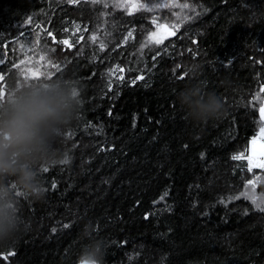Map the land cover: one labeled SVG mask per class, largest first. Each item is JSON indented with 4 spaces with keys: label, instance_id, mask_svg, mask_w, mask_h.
<instances>
[{
    "label": "trees",
    "instance_id": "trees-1",
    "mask_svg": "<svg viewBox=\"0 0 264 264\" xmlns=\"http://www.w3.org/2000/svg\"><path fill=\"white\" fill-rule=\"evenodd\" d=\"M159 2L169 7L0 0V91L46 70L73 82L80 97L56 158L36 166L43 198L17 190L20 228L0 244V264H77L92 240L104 243L103 264H264V212L235 199L257 177L254 192L264 199V170L249 173L247 161L231 159L248 155L264 125V0ZM172 24L177 36L146 46L158 26ZM45 29L73 47L62 51ZM116 66L125 71L111 76ZM196 81L223 98L221 117L195 122L179 104L177 94ZM86 225L93 230L84 238Z\"/></svg>",
    "mask_w": 264,
    "mask_h": 264
},
{
    "label": "clouds",
    "instance_id": "clouds-1",
    "mask_svg": "<svg viewBox=\"0 0 264 264\" xmlns=\"http://www.w3.org/2000/svg\"><path fill=\"white\" fill-rule=\"evenodd\" d=\"M177 101L195 122L219 118L226 111L223 98L205 92L199 81L186 84ZM79 107L77 86L62 78L21 82L0 100V244L12 241L20 228L17 190L35 199L45 195L36 166L56 158L55 141L76 119ZM92 230L86 225L82 236L87 238ZM103 252V241L92 240L81 249L77 264H103Z\"/></svg>",
    "mask_w": 264,
    "mask_h": 264
},
{
    "label": "snow or ice",
    "instance_id": "snow-or-ice-1",
    "mask_svg": "<svg viewBox=\"0 0 264 264\" xmlns=\"http://www.w3.org/2000/svg\"><path fill=\"white\" fill-rule=\"evenodd\" d=\"M68 3H79L80 0H67ZM149 4H154L155 6L158 7H162V8H168L169 5L168 4H164V3H160L159 0H149ZM119 5H117L118 7ZM179 6V5H177ZM183 7L187 8L188 5L184 4ZM132 9L135 11H139L141 9L143 10H147V11H152L151 7H146V6H139L137 7V5L133 4L132 5ZM129 15L132 14L131 11L128 12ZM153 24H156V21L153 20L152 22ZM163 27L165 29L164 33L161 35L159 34V29ZM77 30H79V26H77ZM179 26L172 24V25H165V26H158V31L157 32H153L150 33L148 41H147V45L146 46H152V45H163L164 41L169 37V36H177V33L179 32ZM64 31H67V29H65ZM45 32L47 33V35L51 36L52 38V42L55 43H59L60 45L66 46V48H62L61 50H67V49H71L73 47V44L70 43V41L68 39H64V40H56V37L52 35V33L47 32V30L45 29ZM73 35H75V33H73ZM132 33L129 32V36H131ZM93 39H95V37H93ZM77 43H79V40H77ZM104 46L101 45V50H103ZM3 51V48L0 47V52ZM49 51L51 52H55V48L49 49ZM167 50L165 49V52ZM189 51H191L189 49ZM157 55H159V53H157ZM156 59V56H153V60ZM46 57L41 56L39 61H37V65H40L41 61H45ZM21 63H23V61H21ZM5 64V61L3 59V57H0V65ZM48 64L53 67L56 68L57 71H60V65L56 64V63H51L50 61L48 62ZM14 67L19 68V65H14ZM179 67V66H178ZM111 76H116L117 72L123 73L125 71L124 68H121L119 66H116L112 69L109 70ZM127 71H132V69H128ZM175 71V69L173 70ZM3 69H0V82L4 81L5 77L2 74ZM55 73H51V72H47L46 70H38V71H32L29 70L28 73L24 74V80L28 81V80H32V79H36L39 80L41 78H48L50 79L52 77V75H54ZM187 76V73H182L181 75H179L177 77V79L183 80L185 77ZM117 80H123L124 77L121 76H117L116 77ZM140 79H144L143 75H139L136 77V79L132 80L131 83H136V80H140ZM111 86V85H110ZM262 91H264V88H262ZM7 94L4 91H0V100H2L3 98H5ZM259 118L262 122H264V106H261L259 108ZM260 132L262 135H264V127H262L260 129ZM255 139V138H253ZM232 160L234 161H247V165L245 167V171L252 173L254 170H264V146L261 147V151H260V159L259 160H253L252 158H250L249 155H245L243 153L241 154H234L231 157ZM60 163H67V160H63L60 161ZM43 172H47L48 168H43L42 169ZM262 179V177H257V179L254 181L252 179H249L245 182V187L248 188V186H251V191H243L240 193L239 196L235 197V199H240L241 197H243L245 200H249L251 201V204L254 206L255 210H258L260 212H264V199H258L255 195L254 189L256 187L257 182ZM53 188L55 187V184L53 183L51 185ZM24 195L22 192H18L17 196H21ZM167 195V193L164 194V196L160 197V200H163L165 198V196ZM159 201H154V203H158ZM222 203H224V201H221ZM63 227L67 228L69 227L68 225H64ZM14 254V253H12Z\"/></svg>",
    "mask_w": 264,
    "mask_h": 264
},
{
    "label": "rangeland",
    "instance_id": "rangeland-1",
    "mask_svg": "<svg viewBox=\"0 0 264 264\" xmlns=\"http://www.w3.org/2000/svg\"><path fill=\"white\" fill-rule=\"evenodd\" d=\"M160 26H164V25H160ZM157 31H158V27H157L155 32H157ZM164 31H165V29L163 27H161L159 29V34L162 35L164 33ZM262 146H264V142H262L258 136L250 142L249 149H248V155L254 161L260 159V151H261Z\"/></svg>",
    "mask_w": 264,
    "mask_h": 264
},
{
    "label": "crops",
    "instance_id": "crops-1",
    "mask_svg": "<svg viewBox=\"0 0 264 264\" xmlns=\"http://www.w3.org/2000/svg\"><path fill=\"white\" fill-rule=\"evenodd\" d=\"M262 106H264V103H263ZM263 127H264V125H263ZM258 137L260 138V140H261L262 142H264V135H262L261 132H259Z\"/></svg>",
    "mask_w": 264,
    "mask_h": 264
}]
</instances>
